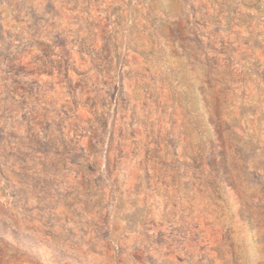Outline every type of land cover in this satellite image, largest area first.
Here are the masks:
<instances>
[{
    "label": "rangeland",
    "instance_id": "rangeland-1",
    "mask_svg": "<svg viewBox=\"0 0 264 264\" xmlns=\"http://www.w3.org/2000/svg\"><path fill=\"white\" fill-rule=\"evenodd\" d=\"M0 264H264V0H0Z\"/></svg>",
    "mask_w": 264,
    "mask_h": 264
}]
</instances>
